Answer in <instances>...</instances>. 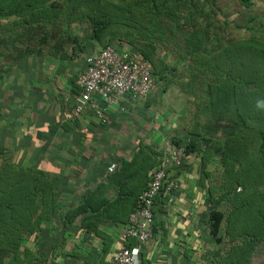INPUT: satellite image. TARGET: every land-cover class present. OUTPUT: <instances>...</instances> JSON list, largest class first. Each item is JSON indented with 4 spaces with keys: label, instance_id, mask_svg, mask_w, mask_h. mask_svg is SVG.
Returning a JSON list of instances; mask_svg holds the SVG:
<instances>
[{
    "label": "trees",
    "instance_id": "obj_1",
    "mask_svg": "<svg viewBox=\"0 0 264 264\" xmlns=\"http://www.w3.org/2000/svg\"><path fill=\"white\" fill-rule=\"evenodd\" d=\"M54 1L0 0V59L9 56L12 63L24 65L31 58L30 64L37 66L34 54L40 61L42 55L38 49L34 52L30 43L36 27H48L61 13ZM214 1L62 0L61 9L68 10V16L75 13L88 19L90 39L101 48L113 46L145 59L155 81L176 72L175 67L156 64V45L165 38L181 47L183 60L189 59L195 70L186 87L193 85L194 93L204 95L202 114L211 124L205 130L189 132V137L197 139L189 140L183 148V140H174L173 151L182 150V157L194 154L199 160V186L206 189L204 204L210 208L204 224L216 247L208 254V264H251L256 248L264 242V107L257 106L264 102V44L248 38L226 44L212 55L205 53V44L212 37L196 27V19L199 7H213ZM237 1L248 8L254 0ZM10 18L14 21L6 23ZM111 28L114 32L109 34ZM249 30L254 31L252 27ZM41 38L38 46L47 40ZM60 59L65 61V54ZM72 85L77 94L76 81ZM200 142L203 147L198 149ZM216 155L220 180L209 186L206 167ZM133 160L134 156L123 161L118 172L107 174L87 198L74 207L70 204L63 214L59 210L62 195L74 190L66 191L60 173L26 169L21 161L0 165V264H42L43 253H32L25 244L48 238L47 222L52 217L59 218L64 231H70L80 217L78 229L101 240L105 237L99 229L101 223L126 225L138 195L150 180L136 187L126 176L143 171L147 179L152 166L145 155L134 166ZM159 164L151 176L161 169ZM109 193L114 197L107 198ZM221 244L227 247L219 249ZM186 251H180L185 262L179 264H189ZM81 259L91 261L89 256Z\"/></svg>",
    "mask_w": 264,
    "mask_h": 264
},
{
    "label": "rangeland",
    "instance_id": "obj_2",
    "mask_svg": "<svg viewBox=\"0 0 264 264\" xmlns=\"http://www.w3.org/2000/svg\"><path fill=\"white\" fill-rule=\"evenodd\" d=\"M54 2L55 8H60L61 13L55 22L48 27H36L34 40H31L30 44L32 45H30V48L36 53L38 49L42 55L41 61L38 59L39 57H36V54H34L35 57L33 56L38 60L37 64H39V68H36L37 71H35L36 80L38 81L42 78L44 81L46 80L44 78H47L49 100L52 103V109L56 108L57 110L58 107L61 108L67 105L71 94L70 88L73 86V81H76L82 72L85 57L97 51L101 46L90 39L91 25L88 19L81 18L75 13L68 16V10L61 9V7L63 8L61 6L62 0H55ZM198 12L196 27L200 26L202 30L212 37L205 44V53L208 55L214 54L226 44L248 38L258 39L264 44V2L262 1L254 0L252 5L246 8L239 4L237 0H215L213 7H199ZM13 21V18H10L6 23L9 24ZM249 27H252L254 31H250ZM108 32L109 34L113 33L114 28H111ZM165 37H168V34ZM40 38L47 40L41 41L42 45L38 46L37 43ZM164 40L165 38H163L162 44L156 45L157 51L154 59H156V64L161 62L170 67H175L176 72L171 73L164 80L156 78L153 89L145 99L128 103L125 110L120 113L121 115L115 119L118 125L112 126L111 135L108 134L109 137L106 138V142L98 140L100 138L98 137L96 139V147H93L95 150L81 152L80 154L78 152L77 157L74 156L73 160L71 159L72 156L68 154L65 160L72 165L74 164V167L66 168L64 165H57V161L55 162L54 160L50 170L49 168L45 170V167L42 169L48 173H60L66 191H68L67 189H73L77 193L91 192L93 188L97 187H95L96 182H100L107 174L118 172L123 161H130L134 156L135 160L131 161L134 162V166L135 163H138L136 161H140L145 155L150 157L152 161L148 178L146 179L143 176V171L138 176L135 173H128L125 180L132 181V186L142 187L143 184L146 185L152 170L157 166L156 163L160 162L159 166L161 165L160 167L166 170L168 178H171L170 176L175 173H178L181 178H185V184L183 186L180 184L175 190L176 193L180 191L183 196L189 197L188 192L194 191V194L198 192L204 204L206 189L202 190L199 186L200 170L198 157L194 154L191 157H182L179 166L174 165L170 158L174 140H183V148L189 140L197 139L189 137V132L198 128L205 130L211 124L202 114V105L205 102V97L200 91L194 93L193 85L186 87L188 78L190 79V76L195 71L192 62L189 59L183 60L180 46H176L173 42H166L167 39ZM122 41L127 43L126 39ZM80 48H84V50L80 52ZM64 54L65 61L64 59L62 61L60 58ZM42 85L44 83H41V88H43ZM43 89H46V87ZM110 143L112 148H110ZM197 145L198 149L203 147L201 142ZM7 155L0 150V165H4V163H7L6 161L14 165L18 161L15 155H12L11 158L5 157ZM33 155H35L34 159L39 160V162L42 161L41 157H43V154L34 151ZM96 156L97 158H102V160L97 161L99 164L95 167L92 166L93 164L90 163V160ZM218 158L216 155L206 167L210 171L207 181L209 186L214 183L219 184L221 167ZM29 164L31 163L28 160L23 159L20 165L28 169L31 167ZM105 164L108 167H103ZM42 165H45L44 161H42ZM130 170L131 168L128 171ZM83 186L85 190L82 189ZM173 194L171 195L172 198L174 197ZM64 199H61L62 203L59 207V210L61 209L60 212L63 213H65L70 204L74 207L80 203V201ZM205 208L208 214L210 208ZM184 213L181 216L188 215V211H186V214ZM47 225L49 236L55 238L58 235L56 230L59 229V218H50ZM201 230L206 232V234L197 233V237L201 240L197 239L191 244L189 242L186 243V252L190 258L189 264H208L210 257L208 254L216 248L213 241L207 236V227L205 226ZM58 240L59 237L56 241L58 242ZM198 240L200 241L199 243L197 242ZM42 241L35 238L32 241H28L25 245L30 248L32 253H38L37 248ZM49 246L50 243L46 241V248ZM226 247V244L219 245V249ZM182 256L181 253L174 255L173 264L185 262L182 261ZM164 263L166 264V262ZM138 264H140V261ZM251 264H264V242L256 248Z\"/></svg>",
    "mask_w": 264,
    "mask_h": 264
},
{
    "label": "crops",
    "instance_id": "obj_3",
    "mask_svg": "<svg viewBox=\"0 0 264 264\" xmlns=\"http://www.w3.org/2000/svg\"><path fill=\"white\" fill-rule=\"evenodd\" d=\"M31 60V58L28 59L24 65H17L12 63L13 60L9 56H6V59L4 57L0 59V150L8 154L5 157L11 158L15 155L18 161L28 160L32 168L44 169L45 167V170L47 168L50 170L54 160L57 161V165H64L66 168L74 167V164L66 162L67 155H71L73 160L78 152L80 154L95 150L93 147H96L98 137H100L98 140L106 142V138L111 135L112 126L118 125L115 119L121 115V112L112 108L102 119L90 112L73 118L71 114L75 98L79 94L77 82L80 75L76 79L78 93L74 94L70 88L71 94L67 105L58 107L57 110L52 109L47 92V78H44L46 79L44 81L41 78L39 82L36 80L35 71L39 68V64L33 68L34 66L30 64ZM41 83H44L42 87L46 89L41 88ZM110 148H112L111 143ZM34 151L43 154L41 160L45 162V165H42V161L34 159L36 155H33ZM101 160L102 158L96 156L90 160V163L96 167L99 164L97 161ZM106 166V164L103 165V167ZM103 167L101 168L105 169ZM170 177L178 184V187L180 184L182 186L185 184V178H181L178 173ZM103 179L96 182L95 187L103 182ZM82 189L85 190V187L83 186ZM89 193L66 192L63 199L81 202L89 196ZM173 195V198L171 195H165L163 199L155 202L154 236L147 243L140 245V264H146V262L147 264H165L164 262L173 264L174 255L185 249L186 243L191 244L197 239L201 240L197 237L198 232L206 234L201 229L205 227L204 220L208 214L204 207L208 205L203 204L198 192L195 194L194 191L188 192L189 197L183 196L180 191L174 192ZM106 196L109 199L114 197L113 193ZM186 211L188 215L181 216L183 212L186 214ZM79 218L75 219L70 231H64V226L59 220V229L56 230L58 235L55 238L47 235L45 242L43 240L40 243L37 250L39 254L43 253L45 260L42 264L107 263L112 253L121 244L119 234L124 225L111 221L101 223L99 229L105 235L101 240L92 233L79 230L76 227ZM46 241L50 243L47 248ZM133 245H135L134 242ZM88 256L91 259L89 262L81 259Z\"/></svg>",
    "mask_w": 264,
    "mask_h": 264
},
{
    "label": "built area",
    "instance_id": "obj_4",
    "mask_svg": "<svg viewBox=\"0 0 264 264\" xmlns=\"http://www.w3.org/2000/svg\"><path fill=\"white\" fill-rule=\"evenodd\" d=\"M156 81L149 63L142 58L106 46L87 55L78 79L79 94L75 98L72 117L85 112L102 119L109 109L120 112L132 101L145 99ZM174 165H180L182 150L171 152ZM177 183L168 178L162 167L150 177L147 187L138 195L126 225L119 234L121 244L106 264H138L140 245L154 236V205L165 195H172ZM129 242L135 245L130 246Z\"/></svg>",
    "mask_w": 264,
    "mask_h": 264
},
{
    "label": "clouds",
    "instance_id": "obj_5",
    "mask_svg": "<svg viewBox=\"0 0 264 264\" xmlns=\"http://www.w3.org/2000/svg\"><path fill=\"white\" fill-rule=\"evenodd\" d=\"M258 107H264V102H258Z\"/></svg>",
    "mask_w": 264,
    "mask_h": 264
}]
</instances>
